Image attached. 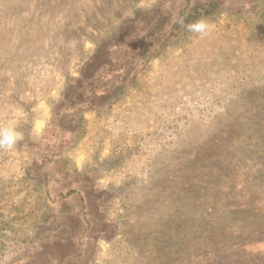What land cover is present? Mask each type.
<instances>
[{"label":"rangeland","instance_id":"374dc122","mask_svg":"<svg viewBox=\"0 0 264 264\" xmlns=\"http://www.w3.org/2000/svg\"><path fill=\"white\" fill-rule=\"evenodd\" d=\"M8 124L0 264H264V0H0Z\"/></svg>","mask_w":264,"mask_h":264},{"label":"clouds","instance_id":"9594fccd","mask_svg":"<svg viewBox=\"0 0 264 264\" xmlns=\"http://www.w3.org/2000/svg\"><path fill=\"white\" fill-rule=\"evenodd\" d=\"M179 23L183 24V19H180ZM185 27L189 32L199 34L201 38L207 36L213 30V25L205 19L189 23ZM22 139L23 134L17 131L15 124L0 127V149L12 150Z\"/></svg>","mask_w":264,"mask_h":264},{"label":"trees","instance_id":"16d2710c","mask_svg":"<svg viewBox=\"0 0 264 264\" xmlns=\"http://www.w3.org/2000/svg\"><path fill=\"white\" fill-rule=\"evenodd\" d=\"M189 14H190V11H186V10H185V11L183 12V15H182V16L180 15V18L183 19V22H185V19H187V18L190 16ZM185 15H186V17H185ZM187 21H188V20H187ZM187 21H186V22H187ZM238 233H239V234H242L241 231H238ZM242 236H243V235H242ZM242 236H241V237H242ZM235 240H236V238H235ZM237 240H239V238H237ZM214 251H215L216 253L218 252L217 250H214ZM218 254H219V253H218Z\"/></svg>","mask_w":264,"mask_h":264}]
</instances>
